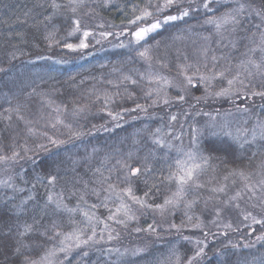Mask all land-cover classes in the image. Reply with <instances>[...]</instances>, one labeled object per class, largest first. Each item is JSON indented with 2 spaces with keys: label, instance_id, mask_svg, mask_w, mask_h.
Returning a JSON list of instances; mask_svg holds the SVG:
<instances>
[{
  "label": "trees",
  "instance_id": "trees-1",
  "mask_svg": "<svg viewBox=\"0 0 264 264\" xmlns=\"http://www.w3.org/2000/svg\"><path fill=\"white\" fill-rule=\"evenodd\" d=\"M246 1L258 9L264 8V0ZM51 3L52 0H0V68L5 69L4 72H0V155L11 156L13 151H19L21 156H24L25 145L34 147L36 143L47 144L48 152H40L39 158L44 159L46 165L51 159L64 162L60 167L55 192L63 191V204L69 209L78 210L73 213L53 214L49 209L47 215H43L37 208L36 215L42 218L43 226L50 227L55 221L59 230L63 232H70L73 228L79 227L89 234L91 228L82 212L92 211L95 218H98L96 220L100 219L107 223L109 220L106 216L110 215V210L114 211L112 207L120 202L115 199L114 193L107 201L105 196L109 194L102 193L98 198L91 193L93 187L97 189L100 187L95 183L99 177V173L95 170L99 168L105 177L111 175L110 183L116 185L119 192L127 185L117 180L119 166L116 165V161L127 159L129 153H132L133 160H136L153 149L156 152V160L152 162L153 172L148 177L132 181L133 192L137 197H144V193L149 192V196L145 199L153 208L142 207L136 203L133 206L132 201L127 197L124 198V202L138 213L137 218L141 220L138 227L143 229L148 222H152V226L159 225L160 219L155 205H164L165 200L172 199L176 191L175 183H169L167 180L160 183V180L167 175L170 163L165 161L163 156L165 152L170 157H175L177 153L175 147L170 151L154 148L152 134L156 129L170 122L171 114L177 113L178 116L184 114L187 110L184 105L189 101L181 104L172 100L170 105L162 103L152 106V100L156 99L155 90L159 88L161 93L163 88L160 83H150L149 75L173 77L180 82L183 80L181 73L184 70L180 68L193 65L194 67L188 70L192 74L195 72V66L200 68L201 73L208 75L212 71L225 72L224 79H216L207 86L209 91L211 86L213 93L224 89L227 80L237 71L241 72L244 83L249 85L244 89L249 94L248 99L243 98V93L233 97L208 96L209 100L201 101L195 109H191V119L188 117L177 119L174 121L176 124H183L185 120L184 124L188 126L192 123L193 125L198 123L196 126H200L203 122L205 124L210 121L208 116L219 112L221 108L235 112L238 108L247 107L251 112L246 113L253 119L252 121L228 122L227 125L233 133L237 129L242 133L245 129L249 130L247 137L250 140V130L256 124L252 115L257 117L259 115L258 120L264 118V107L259 109L256 104L260 96H251L253 91H264V76L257 77L253 74L249 77L244 68L238 67L241 61L253 59V55L259 53L253 54L248 50L253 45L249 39H241L246 35L243 31L233 32L231 25L227 26V30L217 31L214 25L207 24L210 18L219 17L234 6L235 0H214L210 5L213 11L208 12L204 8L191 11L189 16L172 21L148 34L139 44L134 41L129 43L132 40L129 34L117 36V33L123 32L125 27H130L131 31L136 30L134 26H129L128 21L134 19L135 15H140L142 9L147 8L153 16L140 22L139 25L150 24L157 17L162 19L164 15H178L177 9L173 7L158 13L157 5H162L164 0H86L84 6L73 15L70 10L63 7L54 10ZM56 3L64 5L67 0H56ZM46 17L51 18L46 19ZM76 18L80 19L81 32L88 29L93 34L87 38L86 42L89 44L87 49L73 51L64 48L63 45L65 43L75 45L82 39L80 32L69 36L73 27L72 20ZM247 23L246 21L245 26ZM101 32H111L113 35L105 38L100 36ZM49 33H53L52 38L45 39ZM230 36H233L234 43L228 41ZM121 44L124 46L121 47ZM145 49L148 50L147 56L141 57L139 53ZM213 57L217 59L214 61ZM176 80H171L173 85ZM150 91L153 92L152 98L146 96ZM166 92H171V97L177 95L174 89H167ZM204 94V84H200L192 91L195 97ZM259 100L263 101L264 98L260 97ZM136 104L143 105L147 110L131 111ZM18 107L19 112L16 111ZM109 112L113 116L118 114L117 119L108 118ZM196 112H200L201 115H196ZM20 116H23V119H20ZM108 120L110 121L106 123ZM221 122L223 123V120H217V123ZM187 131L189 132V128ZM188 132L182 142L174 140L176 143L180 141L185 149L190 140ZM163 133L158 135L163 136ZM45 134L63 143L49 144ZM163 138L166 141L171 140L170 135H165ZM262 165H264V140L258 137L254 143L245 144L242 150L238 149L232 156L224 157L223 154H219V158L212 159L198 175L196 183L202 187L198 188L195 184H190L186 186L184 196L193 199L194 210L199 212L203 207L223 206V202L229 201L230 197L241 192L242 197L229 204L230 206L238 204L239 207L223 206L224 210L232 212V218L230 216L226 218L231 219V222L233 219L239 223L240 210L254 212L255 217L264 218V205L261 204L259 197L262 192H258V195L253 197L245 188L246 184L255 186L254 190L259 187L258 182L264 179ZM241 171L244 176L239 174ZM36 172L46 174L47 167L36 169L34 172L33 166L23 159L17 163L11 160L0 163V181L12 177L11 182L16 188L25 189L23 192H18L0 186V227L5 223H13L3 211L7 197L14 196L15 203L19 204L22 199L32 194L35 200L30 202L29 207L43 205L45 187L37 183L36 191L32 190ZM25 173H27L25 177L27 183L21 179ZM86 182L87 192L84 188ZM153 184H156V187H153ZM220 188H223V191H216ZM81 195L87 203L80 199ZM102 202L107 206L105 207ZM91 204H96L97 207L92 209ZM183 206L181 201L169 206V215L173 214L172 224L173 222L177 224L179 219L177 212L181 213ZM142 208L148 217L141 216L139 211ZM96 220L93 219L92 224L96 225L97 231L100 222ZM221 222L227 223L228 220L207 222L206 218L202 217L199 222L190 225L192 229L189 230L185 226L179 231L171 227L166 230L159 227V231L151 233L137 232L135 226L137 223H130L127 227L117 229L119 238L110 245L123 246L128 243L144 247L140 253L118 256L104 251L109 247L108 245L100 248L82 245L79 248L73 247L67 254L57 253V264L61 262L62 264H186L188 257L192 256L198 247H204V244L197 245L198 240H203L207 247H205V255L199 258L197 264H217L218 260L223 259L221 256L223 252L230 253L231 259L240 261L241 264L245 261L247 264H261V261H264V241L256 240V235L264 233V225L238 224L230 230L217 227ZM197 224L201 227H194ZM134 229L135 233H133ZM40 231H43V227H40ZM116 232L111 231L112 235ZM205 232L210 234L205 237ZM185 236H189V240H185ZM157 237L160 241L157 243L153 241L155 245H152L151 239ZM37 239L44 247L37 248L32 253L34 259H38L47 248L56 243L49 242L44 237ZM12 242L11 238L0 240V245H3V249L0 250V264H5V256L2 252H10ZM230 242L241 247L232 249ZM25 243H31V240ZM244 244H253L254 247L245 249L242 247ZM21 259L22 257L11 258L9 264H12V261L14 264H20Z\"/></svg>",
  "mask_w": 264,
  "mask_h": 264
},
{
  "label": "snow or ice",
  "instance_id": "snow-or-ice-1",
  "mask_svg": "<svg viewBox=\"0 0 264 264\" xmlns=\"http://www.w3.org/2000/svg\"><path fill=\"white\" fill-rule=\"evenodd\" d=\"M214 0H202V7L208 11H213L210 6ZM185 0H164L162 5H157V12L162 13L164 10L175 7L177 9L178 15H164L161 18L157 17L150 24H145L144 26H138L140 22L146 21L148 18L153 16V13L149 11L147 8L140 10V15H135L134 19L128 21L129 26H134L135 31H131L130 27H125L123 32L117 33V36L124 35L125 33L129 34L132 37V40L136 44H139L141 41H144L148 34L155 32L160 29L163 25H167L172 21L183 19L184 17L189 16L191 11H198V8L192 7V0H188V7H184ZM84 6V0H67V3L64 5L56 3V0H52L51 7L54 10H59L60 8H65L70 10L73 15H75L81 7ZM135 12L136 9L134 8ZM55 14V13H53ZM51 17H46V19H50ZM247 26H245V22ZM207 23L214 24L217 31L221 29L227 30V26L231 25V30L236 32L237 30L243 31L246 35L245 37H241V39H249L250 43L253 45L248 50L255 54V52L260 51L264 53V8L256 9L251 4H246L242 2V0H236L234 6L230 7L228 11L224 12L219 17L210 18ZM72 24L75 27L69 32V36L73 33H77L81 31L80 19L76 18L72 20ZM103 27V25H101ZM92 35V32L88 30L83 31V38L80 39L79 44L65 43L63 45L64 48L69 50H77V49H87L89 44L86 42L87 38ZM113 35L111 32H101V37H107ZM53 33H49L45 39H51ZM258 37V39H257ZM99 42V41H97ZM121 47L124 45L121 44ZM235 47V44L233 45ZM51 47V45H50ZM147 49L141 51L139 55L141 57L147 56ZM13 59L15 56L13 55ZM217 58L213 57L215 61ZM193 65L184 66V70L181 75L183 76V80H181L178 84L173 85L171 81L166 79L165 77L160 76L159 74H150L149 82H155L159 84L163 81L164 85L174 86L177 88V95L175 100L181 104L187 102V97L192 95L193 89L197 88L200 84L205 85V94L204 96L193 97L196 101V104H199L200 101L206 100L208 96L215 95L226 96L232 93V86L239 82L242 85L241 89L237 90V95L243 92V98L248 99L249 94L244 91L247 89L249 85L244 83V80L240 79L241 72L237 71L236 74L227 80L229 85L228 88L221 89L218 92L211 93L208 91V85L216 79H224L225 72H215L212 71L210 75L204 74L200 72V68L195 66V72L192 75L188 74V70L192 69ZM238 67L244 68L245 72L249 77L253 75L252 69H255L257 73H260L264 76V59L261 62L257 63L254 59L249 58L246 61H241V64ZM207 68V65H205ZM5 69L0 68V72H4ZM127 79V78H126ZM195 81V82H194ZM135 83V81H133ZM160 89L157 88L155 90L156 99L152 100V106L162 102L164 105H170L171 101L167 97V93L163 98L159 95ZM148 98H152L153 92L150 91L146 93ZM251 96H260L264 98V91H253L251 92ZM190 108L195 109V104H190ZM264 107V106H262ZM146 111L147 109L140 104H136L134 109L131 111ZM19 112V107L16 109ZM243 111L247 112L248 108H243ZM186 116L187 112L184 113ZM109 115H112L109 112ZM196 115H201L200 112H196ZM203 115H208V113H203ZM118 116V114H117ZM117 116H113V119H117ZM23 119V116L19 117ZM122 119V117H119ZM178 116L173 114L170 116V121H176ZM183 127V125L181 126ZM160 129H156V132L152 134L154 137L152 140V144L154 148H158L161 151L164 149H168L169 151L173 149L174 145L166 141L162 135L160 134ZM249 130L245 129L242 133L240 129H237L235 133L231 130V128L226 123H217L215 118L213 117L210 121L206 122L200 126H189V145L185 149L184 147H176L175 151L177 155L175 157H170L167 152L164 153L163 159L165 161H170L168 164V172L167 175L160 180V183H163L164 180H167L169 183H175L176 191L173 193L172 199H166L165 205L172 204L178 200L183 199V195L186 191V186L190 184H195L196 187H202L196 183L198 175L201 171L204 170V167L209 164V162L214 158H219V154H223L224 157L232 156L238 149L242 150L245 144L251 145L254 143L257 138L264 140V121L258 120L257 123L250 130L251 139L249 140L247 137V133ZM171 134V133H169ZM46 136V134H45ZM47 142L52 145H57L63 143L62 141L53 139L50 136H46ZM173 139L180 140L181 136H174ZM40 152H48L47 144L45 143H36L34 147L24 146V156H21L19 151H13L11 156L0 155V163L7 162L11 160L13 163L19 162V160L23 159L26 163H30L33 166V171L36 169H44L47 167V173L41 174L40 172H36L35 182L32 184V190L36 191L37 183L41 184L45 187V199L43 205H33L31 208L29 207L30 202L35 200V196L29 194L26 198L22 199L19 204L15 203V197H7L5 201V206L3 211L6 212L9 216L10 220H13L12 224H3L0 227V240L4 238H11L12 245L10 252H2L5 256V264H9V260L11 258H20V264H57V253H65L67 254L73 247L79 248L82 245H88L90 242L98 243L95 239L96 237V227L92 224L93 219L95 218V214L93 213L91 216L88 211H83L82 215L87 218L89 225L91 227V234H86L85 230L79 227H75L70 232H63L59 230L58 225L55 221L52 222L51 226H43L42 218H38L36 215L37 208L40 209L43 215H47L48 210L50 209L53 214L59 212H68L73 213L78 209H69L67 205L63 204L64 194L63 191L57 193L55 192V185L60 176V167L63 165V161H59L57 159H51V162L46 165L44 159L39 158ZM31 153V155H28ZM213 154H218L214 156ZM156 160V152L153 149H150L142 158H137L133 160L132 153H129L127 159L125 160H117L116 165L119 166L117 180L120 183L127 185V187L120 189L117 191V186L110 183L111 175L105 177L101 170L97 168L95 172L99 173L98 180L95 183L100 185L99 189L93 187L91 189V193L96 195L98 198L102 193H107L109 195L105 196V201L110 199L111 194H115V199L119 200L120 203L115 208V211H111V214L107 217L108 220L114 221L117 224H122L126 226V221L124 219H119L118 217L123 215L127 219H133L134 217L130 214L131 210L129 206L124 202V198L127 197L132 202L136 204H140L142 207H152V205H148L146 203L145 198L149 196V192L144 193V197H137L132 188V181L135 179H139L141 177H148L153 172L152 162ZM135 164V166H133ZM264 167V165H262ZM115 169V166H114ZM111 171V170H110ZM162 171V170H161ZM241 176H244L243 171L239 173ZM24 176L21 179L27 180ZM12 177H9L8 180L0 181V186L13 189L14 191L23 192L24 188H16V186L11 182ZM78 182V181H77ZM145 184H147V180H145ZM106 185V186H105ZM259 187L254 190L255 186L245 185V188L248 192L252 193V196H256V191L264 192V179H261L258 182ZM153 187H156V184H153ZM85 192L88 191L87 182L84 185ZM151 191V188L149 189ZM216 191H223V188L217 189ZM242 197L241 192H237L234 196L229 198V201H226V204H230L232 201H236ZM80 199L84 201V196L81 195ZM87 203V201H84ZM104 203V202H102ZM261 204L264 205V197H261ZM106 207L107 204L104 203ZM239 207V205H236ZM97 207L96 204H91L90 208L95 209ZM157 209H162L164 205H155ZM79 208V206H78ZM31 214V215H30ZM221 214V210H216V215L219 216ZM251 218L253 224L264 225V218L257 219L250 212L244 216L245 220ZM71 219V218H70ZM191 219V217H189ZM100 223H104V221H99ZM73 223H75L73 221ZM40 227H43V231H40ZM108 225L105 223V230L108 229ZM171 228L180 230V226L176 224H172ZM194 227H201L200 224L194 225ZM225 227L231 228V225H225ZM236 230V229H233ZM137 232L140 231H148V232H156V228L152 225H149L148 229H136ZM210 233L205 232L204 236L207 237ZM37 237H44L47 241L56 243L53 244L52 247L47 248L43 255L39 256L38 259H34L32 253L37 248H43L44 245L39 242ZM114 237L109 233L108 239L112 240ZM185 240H189V237L185 236ZM31 240V243H25V241ZM257 241H264V233L256 237ZM197 245L204 244V247H198L193 255L188 257L186 264H197L199 258L205 255V247L207 244L203 240H198ZM232 249H237L241 247L238 244H231ZM227 248V246H225ZM243 248H251L254 247L253 244H244ZM3 249V245H0V250ZM141 251V250H137ZM219 251V250H217ZM86 254V253H85ZM223 257L222 260H218L217 264H241L240 261H233L231 259V254L228 252L221 253ZM179 259V258H177ZM14 264V261H12ZM62 264V262H61ZM244 264H247L245 261ZM261 264H264V261H261Z\"/></svg>",
  "mask_w": 264,
  "mask_h": 264
},
{
  "label": "rangeland",
  "instance_id": "rangeland-1",
  "mask_svg": "<svg viewBox=\"0 0 264 264\" xmlns=\"http://www.w3.org/2000/svg\"><path fill=\"white\" fill-rule=\"evenodd\" d=\"M84 2H86V0H84ZM242 2H244V3H246V4H251L250 2H248V1H246V0H242ZM235 3H236V0H235ZM257 4V3H256ZM252 5V4H251ZM184 6L185 7H188V0H185V3H184ZM253 6V5H252ZM192 7L193 8H198V9H202L203 7H202V0H192ZM253 7H255L256 8V6H253ZM256 9H258V8H256ZM221 16V15H220ZM208 25H214V24H210V23H207ZM139 26H144V24H140ZM215 26V25H214ZM73 27H75L74 25H73ZM72 27V28H73ZM89 28V27H88ZM72 30V29H71ZM84 30H88V29H84ZM84 30H82V32L80 31V33L82 34V38H83V31ZM88 31H90V30H88ZM135 31V30H134ZM157 31V30H156ZM91 32V31H90ZM93 34V33H92ZM92 36V35H91ZM130 36V35H129ZM234 36H235V34H234ZM257 39H258V37H257ZM230 43H234V39H233V36H230L229 37V40H228ZM77 44H79V42L77 43ZM259 54L258 55H253V59L257 62V63H259V62H261V60L262 59H264V53H261L260 51H257ZM257 52H255V53H257ZM180 69H184V68H180ZM252 72H253V74H255L257 77L258 76H262L260 73H257L256 72V70L255 69H252ZM188 74L189 75H192V73L191 72H189L188 71ZM166 79H168L169 81H171V80H176L175 78H173V77H166ZM229 79H231V78H229ZM240 79H243V77H240ZM172 82V81H171ZM179 83V81L178 80H176L175 81V84L174 85H176V84H178ZM160 84H161V86H162V92L161 93H159V95H160V97L161 98H163L164 96H165V93H167V97L169 98V100L170 101H172V100H175V97L173 96V97H171L170 96V94H171V92L170 93H168V92H166L167 91V89L168 90H172V89H174V91H175V93L177 94V88L176 87H174V86H168V85H164L163 84V81H161L160 82ZM242 85L239 83V82H236V84L235 85H233L232 86V93L230 94V95H227L228 97H233L234 95H237V90L238 89H240V87H241ZM229 87V85H228V83H226V87L225 88H228ZM234 88L236 89V90H234ZM209 91V90H208ZM220 91V90H219ZM209 92H211V93H213L212 91H211V86H210V91ZM241 93H243V92H241ZM240 93V94H241ZM193 97H195V96H193V95H190V96H188L187 97V101H189L188 103H186V105H184L185 107H186V111L185 112H187L188 113V115L186 116L185 114H181V115H177V113H173V114H175V115H177L178 116V119H184L185 117H188V118H190L191 119V112H192V108H190L189 107V105L190 104H195V106H197V104H196V101L194 100V98ZM209 97H212V98H216L217 96H215V95H210ZM219 97H221V96H219ZM223 97H226V96H223ZM260 99V97H258L257 98V100H256V104L259 106V109L260 108H263L262 106H264V100L263 101H260L259 100ZM207 100H209V98L207 97V99L206 100H201V101H204V102H206ZM217 100V99H216ZM201 101H200V104H201ZM216 102H218V101H216ZM216 102H214V104L216 105ZM252 103V102H251ZM162 104V102H160V103H158V104H156V105H161ZM172 104V103H171ZM205 104V103H204ZM250 111V110H249ZM249 111H247V112H249ZM251 112V111H250ZM106 113V112H105ZM109 114V113H108ZM173 114H171V115H173ZM209 117V119L211 120L213 117L215 118V121L217 122V120H223V123H226V124H228V122H230V123H235V122H237L238 123V121H241V123H245V122H248V121H252L253 119L250 117V116H248V114L245 112V111H243V109L242 108H238L237 109V111H235V112H231V111H229V109L228 108H226V109H223V108H221L220 110H219V112H216V113H214V114H211L210 116H208ZM252 117H254V123H257V121H258V119L260 118L259 117V115H258V117L257 116H254V115H252ZM108 118H111V119H113V115H108ZM262 118V117H261ZM264 118H262V119H260L261 121H264L263 120ZM110 120H108V121H106V123H108ZM186 121L184 120V122H183V124L185 123ZM222 123V122H221ZM249 123V122H248ZM174 124H175V126H174ZM182 123H178V124H176L174 121H170V122H167L165 125L166 126H163V127H159L158 129H160L161 131H160V133H163V132H165V133H163V136H168V135H170L171 136V140L169 141V142H171L173 145H174V147L176 148V147H182V145H181V142H182V139H183V137L185 136V134L188 132L187 130H188V128H189V126L187 125V124H184L183 125ZM203 124H204V122H203ZM202 124V125H203ZM183 125V127H181ZM196 125H198V123H195V125H193V123L191 124V126H196ZM156 132V131H155ZM169 133H171V134H169ZM177 135H179V136H181V142L180 141H178L177 143L176 142H174V140L175 139H173V137L174 136H177ZM173 147V148H174ZM256 190V189H255ZM258 192H260V191H256V196L258 195ZM138 197H140V196H138ZM259 197H264V192H262V194L259 196ZM146 200V199H145ZM178 201H181L182 203H183V207H184V209L183 210H181L180 212L181 213H179V212H177L178 213V215H179V219H178V221H177V224L176 225H178L179 224V226H180V230H183L182 228H183V226H185V227H187L188 228V230L189 229H192L191 228V226L190 225H192L193 223H196V222H199V219H202V217H205L206 218V220H207V222H210V220H214V221H218L219 219H227L228 220V222L227 223H224V222H221V224H219L217 227H219V228H221V227H223V228H226V229H230V230H232V228L234 227V226H237L238 224H250V223H252V221H251V218H249L248 220H245L244 219V216L247 214V213H249L250 211H244V210H240V212L238 213V215L240 216V222L238 223L237 221L235 222L233 219H232V222H231V219H228V218H226V216H230L231 218H232V212H230L229 210H224L223 209V206L224 207H228V206H230L229 204H226L225 202H223V206L222 205H220L219 207H213V206H211L210 208H208V207H203V208H201L200 209V211L199 212H197V211H195L194 210V205H193V203H194V201H193V199L192 198H187V196H184L183 195V199H181V200H178ZM177 202V201H176ZM119 203L120 202H117L116 203V206L115 207H112L113 208V210L115 211V208L117 207V205H119ZM147 203V202H146ZM131 204L134 206L135 205V203L134 202H131ZM148 205H149V203H147ZM173 204V203H172ZM137 205H139V206H141L140 204H137ZM237 204H234V205H231L230 207H233V208H237V206H236ZM139 206H137L138 208H139ZM169 206H171V204H169ZM168 205H165L164 204V207L162 208V209H157L158 210V213H157V216H158V218L160 219V224L159 225H156V226H153V227H155L156 228V232L157 231H159V227L161 228V229H167L168 227H170L171 225H172V215L170 216L169 215V209H170V207H169ZM129 208H131V206H129ZM151 208H153V207H151ZM217 208H219L220 210H221V214L219 215V216H217L216 215V210H217ZM131 210V215L134 217L133 219H127L126 217H124L123 215H121V216H119L118 218L119 219H124L125 221H126V226L125 225H122V224H117V223H115L114 221H111V220H109V222H107L106 224L109 226L108 227V229L107 230H105V222L104 223H99L100 224V226H99V228H98V230L96 231V237H95V239L97 240V241H99L98 243H92V242H90L88 245H90V246H93V247H95V248H100V247H102V246H106V245H108L109 247H106L107 249L106 250H104V251H109L110 253H112V254H118V256H120V255H122V256H125L126 254L127 255H134L136 252L137 253H140V251H137V250H142L144 247H140V246H137V245H131V244H125V245H123V246H120L119 244H116V245H114L113 247H111V245L110 244H114V242H116V240L119 238V233L118 232H116L117 231V229L118 228H124V227H127L128 226V224H130V223H133V224H135V223H137L135 226H136V228H140V226L138 227V224L140 223V218H137V216H138V213H135L134 212V209H130ZM90 213H89V215L91 216L92 214H93V212L92 211H89ZM140 212V214H141V216H146V217H148V215H147V213H146V211H144L143 210V208H142V210H140L139 211ZM176 213V214H177ZM253 216H254V212L252 213V212H250ZM223 215V216H222ZM109 215H107L106 217H108ZM170 216V217H169ZM189 217H191V219H189ZM257 218V217H256ZM257 219H259V218H257ZM96 220V219H95ZM88 220L86 219V222H87ZM96 221H101L100 219L99 220H96ZM87 224H89V222H87ZM173 224H174V222H173ZM231 225V228H228V227H225V225ZM149 225H152V222H148V224L143 228V229H148V227H149ZM96 226V225H95ZM91 228V227H90ZM140 229H142V228H140ZM174 229V228H173ZM91 230V229H90ZM113 230H115V234H113L112 235V233H111V231H113ZM136 231H135V229L133 230V233H135ZM143 232H145V231H143ZM148 232V231H147ZM109 233H111V235L114 237L112 240H109L108 239V236H109ZM149 233H151V232H149ZM91 234V231L89 232V234L88 235H90ZM158 235L160 234V232L159 233H157ZM189 236H192V235H189ZM188 236V237H189ZM257 236H259V235H256V237ZM151 241H152V245H155V244H153V241L155 242V243H157V242H159L160 240H159V237H157L156 239H154V240H152L151 239ZM148 244H151V243H148ZM104 248V247H103ZM105 249V248H104ZM132 249H133V251L134 252H132ZM121 256V257H122Z\"/></svg>",
  "mask_w": 264,
  "mask_h": 264
}]
</instances>
